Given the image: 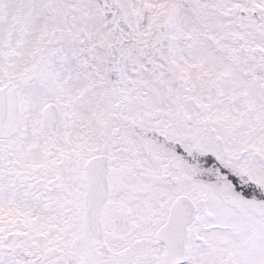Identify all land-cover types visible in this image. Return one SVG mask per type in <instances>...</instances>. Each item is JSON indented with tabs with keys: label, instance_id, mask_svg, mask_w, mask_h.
<instances>
[{
	"label": "snow or ice",
	"instance_id": "obj_1",
	"mask_svg": "<svg viewBox=\"0 0 264 264\" xmlns=\"http://www.w3.org/2000/svg\"><path fill=\"white\" fill-rule=\"evenodd\" d=\"M0 264H264V0H0Z\"/></svg>",
	"mask_w": 264,
	"mask_h": 264
}]
</instances>
